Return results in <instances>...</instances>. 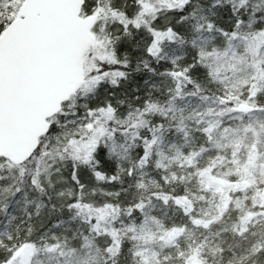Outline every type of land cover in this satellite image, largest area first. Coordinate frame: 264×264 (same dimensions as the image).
<instances>
[{
    "label": "snow or ice",
    "instance_id": "obj_1",
    "mask_svg": "<svg viewBox=\"0 0 264 264\" xmlns=\"http://www.w3.org/2000/svg\"><path fill=\"white\" fill-rule=\"evenodd\" d=\"M0 264H264V0H0Z\"/></svg>",
    "mask_w": 264,
    "mask_h": 264
}]
</instances>
